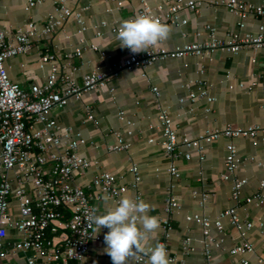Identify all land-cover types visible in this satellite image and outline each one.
<instances>
[{"label": "crops", "instance_id": "obj_1", "mask_svg": "<svg viewBox=\"0 0 264 264\" xmlns=\"http://www.w3.org/2000/svg\"><path fill=\"white\" fill-rule=\"evenodd\" d=\"M119 1L122 2L120 6ZM147 1L156 6L161 0ZM193 1L195 8L181 13L185 24L162 22L169 25L171 31L169 38L157 47L173 50L186 43L225 39L227 34L237 32L253 35L264 24V16L250 15L244 28L239 29L238 18L225 5L219 4V0ZM242 1L254 6L264 5V0ZM27 3L28 0H0V28L13 33L25 31L28 24H34L40 29L49 18L56 16L52 0H41L29 9H26ZM65 5L73 14L63 26L47 36L33 38V46L27 53L5 60L11 82L22 88L43 84L51 68L50 64L39 66L40 57L46 52L55 55L54 65L59 76L67 74L78 82L92 70L109 73L112 64L122 60L124 49L119 46L117 33L111 28H119L122 21L135 17L139 7L137 0H66ZM75 14H79L86 27L81 33ZM91 46L98 50H92ZM76 48L81 49L80 55L63 58ZM100 52L108 57H101ZM153 87L158 89V97L153 93ZM158 105L167 110L179 138H195L205 130L227 125L260 126L263 130L254 140L221 137L205 145L202 161L194 152L189 160L180 157L176 161L179 175L174 177L166 172L169 162L164 158L160 144ZM119 111L124 114L123 120L118 117ZM88 112L93 119L87 118ZM52 115L61 129L81 135L84 143L78 153L92 162L90 167L74 176L76 185L91 192L92 178L106 170L116 176L118 184L127 186L120 198L124 195L138 197L150 205L148 215L158 219L159 228L150 234L148 246H155L163 239L164 200L168 194L174 196L180 208L171 216L172 231L167 242L170 253L176 257L173 264H204L203 232L199 225L186 221V216L199 214L213 220L222 210L231 207H236L243 220L252 223L247 238L255 252L243 257L229 254L228 250L239 244L241 237L224 219L222 232L213 227L210 231L216 240H221L219 246H212L213 263L240 264L241 258H246L252 264L264 257V207L245 204L243 200L234 201L231 198L232 180L221 177L225 172L224 158L229 144L236 147L241 158L254 156L261 162L258 166L255 161H242L232 176V179L246 181L242 198L257 188L264 172V48H247L237 53L217 49L204 56L168 57L156 60L144 69L124 70L112 78L106 88L85 93L80 100L69 99L63 107L55 108ZM114 132L129 140L128 151L108 150L115 142ZM131 162L138 167V183L129 171ZM13 186H16L15 182ZM204 193L208 197L200 205ZM114 203L111 199L92 200L98 213H103ZM10 212L18 218L15 202L11 203ZM107 231L102 227L97 234L104 238ZM186 237L191 239L190 245L194 249L188 254L182 251V240ZM18 239L17 233L9 232L7 247ZM105 247L104 240L91 243L85 264H112ZM28 255L22 251L10 253L3 264H26ZM127 264L136 263L128 260Z\"/></svg>", "mask_w": 264, "mask_h": 264}, {"label": "built area", "instance_id": "obj_2", "mask_svg": "<svg viewBox=\"0 0 264 264\" xmlns=\"http://www.w3.org/2000/svg\"><path fill=\"white\" fill-rule=\"evenodd\" d=\"M137 1L139 7L135 16L151 15L171 25L185 24L186 20L181 18L182 11L196 6L193 0H161L156 6H151L147 0ZM39 2L41 0H28L26 9ZM52 2L56 8V16L49 18L42 28L37 29L34 24H28L25 31L13 33L0 28V264H3L10 253L18 251L29 253L26 264H85L91 243L104 240L95 232L94 225L90 222L95 209L92 200L111 199L116 202L127 189L126 185L118 184L113 173L106 170L99 171L92 178L91 192H86L73 182L74 176L90 167L92 162L78 153V148L84 143L81 135H74L70 129L63 130L59 127L52 115L55 108L63 107L69 99L80 100L85 93L101 91L121 71L144 69L156 60L187 55L204 56L217 49L237 53L247 48H264V24L253 35L237 32L227 34L225 39L212 38L207 42L186 43L173 50L151 47L144 52L132 53L128 48H123L122 60L113 63L109 73L92 70L80 82L67 74L59 76L54 65L55 55L46 52L39 60L40 67L46 64L51 67L45 82L22 88L9 80L5 60L27 53L33 46V38L51 34L72 17L73 12L66 7V0ZM218 3L225 5L238 18L239 29L244 28L248 16H264V5L254 6L242 0H219ZM118 5H122V2L119 1ZM74 18L80 25L78 32H83L86 27L82 18L79 14H75ZM111 30L117 33L118 27ZM91 49L98 50L96 46H91ZM81 52L80 48H76L73 53L64 54L63 58L71 59ZM100 56L108 57L104 52H100ZM152 91L156 97L159 96L156 87ZM190 96L193 97V94ZM118 117L120 120L124 119L122 111H119ZM87 118L93 119L90 112L87 113ZM157 120L161 129L163 156L169 162L166 172L174 177L179 175L176 161L180 157L189 160L194 152L202 161L205 145L221 137L254 140L263 130L260 126L244 128L227 125L205 130L195 138H179L171 117L161 105H158ZM113 134L115 142L108 150L128 151L129 140L119 132ZM245 160L255 161L261 166V162L254 156L241 158L236 147L229 144L224 158L225 172L221 177L223 180H232L231 198L234 201L243 200L245 204L264 207V172L257 188L244 198L242 187L246 183L245 179H232ZM129 171L134 175L135 183H138L140 177L134 162H131ZM13 182L16 186H13ZM207 197L208 194H202L199 204L203 205ZM12 202L17 206V219L10 212ZM179 208L174 196L166 195L164 216L161 218L163 239L156 244L165 246L170 264L176 261L167 246L172 231L171 216ZM185 219L199 225L203 232L204 264H214L212 246H219L221 240H216L210 231L213 227L222 232L224 219L230 222L241 237L239 244L228 250L229 254L243 257L255 252L254 245L247 238V231L251 229L252 223L243 220L236 207L222 210L213 220L199 214L188 215ZM12 231L19 235V239L7 247V236ZM190 241L189 237L182 240L184 254L194 250ZM129 260L136 264H149V257L143 253ZM240 264L251 263L246 258H241ZM252 264H264V257Z\"/></svg>", "mask_w": 264, "mask_h": 264}, {"label": "clouds", "instance_id": "obj_3", "mask_svg": "<svg viewBox=\"0 0 264 264\" xmlns=\"http://www.w3.org/2000/svg\"><path fill=\"white\" fill-rule=\"evenodd\" d=\"M170 31L169 25L151 15H137L120 23L116 39L121 48L139 53L159 46L169 38ZM149 210L147 202L129 195L122 196L103 213L93 210L90 222L96 233L102 227L108 229L104 234L105 252L112 264H127L129 258L140 253L149 257V264H170L163 244L148 246L150 234L159 228L158 219L148 215Z\"/></svg>", "mask_w": 264, "mask_h": 264}]
</instances>
